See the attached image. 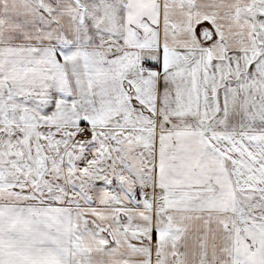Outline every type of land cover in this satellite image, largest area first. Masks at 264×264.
Listing matches in <instances>:
<instances>
[{
	"label": "snow or ice",
	"instance_id": "obj_1",
	"mask_svg": "<svg viewBox=\"0 0 264 264\" xmlns=\"http://www.w3.org/2000/svg\"><path fill=\"white\" fill-rule=\"evenodd\" d=\"M0 264H264V0H0Z\"/></svg>",
	"mask_w": 264,
	"mask_h": 264
}]
</instances>
